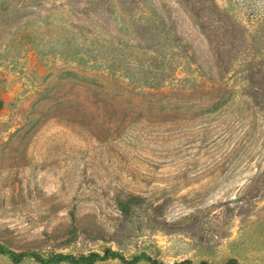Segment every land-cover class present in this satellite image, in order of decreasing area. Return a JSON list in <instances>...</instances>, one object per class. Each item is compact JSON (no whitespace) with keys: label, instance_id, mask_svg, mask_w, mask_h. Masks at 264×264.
Instances as JSON below:
<instances>
[{"label":"rangeland","instance_id":"374dc122","mask_svg":"<svg viewBox=\"0 0 264 264\" xmlns=\"http://www.w3.org/2000/svg\"><path fill=\"white\" fill-rule=\"evenodd\" d=\"M0 242L264 264V0H0Z\"/></svg>","mask_w":264,"mask_h":264},{"label":"trees","instance_id":"16d2710c","mask_svg":"<svg viewBox=\"0 0 264 264\" xmlns=\"http://www.w3.org/2000/svg\"><path fill=\"white\" fill-rule=\"evenodd\" d=\"M0 254L6 255L13 262H22L26 259H33L40 264H95L99 261H106L109 259H118L125 264H136L141 261L150 264H193L190 260H183L175 263H165L153 258L150 254L143 252L132 258H128L123 253L107 248L103 253L93 251L89 254L75 255L72 253H54L45 256L37 251H16L0 242ZM199 264H216L207 261H201ZM225 264H239L237 259L231 258Z\"/></svg>","mask_w":264,"mask_h":264}]
</instances>
